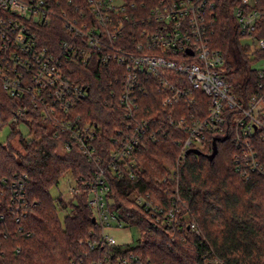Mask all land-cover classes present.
Returning a JSON list of instances; mask_svg holds the SVG:
<instances>
[{
  "label": "built area",
  "instance_id": "1",
  "mask_svg": "<svg viewBox=\"0 0 264 264\" xmlns=\"http://www.w3.org/2000/svg\"><path fill=\"white\" fill-rule=\"evenodd\" d=\"M260 3L240 0L231 14L240 38L264 51V35L253 36L263 13ZM214 8L213 0H0V87L17 100L11 117H0V129L8 125L20 132L19 126L29 129L36 117L54 137L65 138L66 151L73 146L96 165L87 200L107 250L91 264L141 263L133 254L112 258L118 245L104 229L122 222L107 207L109 189L95 147L101 128L78 112L89 88L74 67L98 62L109 70L113 89L117 87L111 96L115 94L123 120L108 152L112 168L136 167L137 152L166 136L178 148L177 168L188 153H201L213 138L228 136L235 150L234 170L244 179L264 177V70L256 72L258 83L251 93L246 86L237 90L228 83L223 55L211 44ZM44 27L60 29L64 37L53 47L42 45ZM154 88L164 116H146L147 110L140 115V98ZM176 175L173 169L172 179ZM129 176L136 178L132 171ZM23 179L0 176V264L14 234L34 235L22 224L28 210ZM74 181L70 198L81 193ZM135 200L157 225H169L175 218L174 208L165 212L149 194ZM87 245L94 249V244ZM19 252L18 247L13 250Z\"/></svg>",
  "mask_w": 264,
  "mask_h": 264
},
{
  "label": "trees",
  "instance_id": "2",
  "mask_svg": "<svg viewBox=\"0 0 264 264\" xmlns=\"http://www.w3.org/2000/svg\"><path fill=\"white\" fill-rule=\"evenodd\" d=\"M213 1L212 47L223 55L228 83L237 90L246 86L251 93L256 90L258 77L250 67L253 61L264 58V51L253 52V60L250 47L239 42L241 36L231 13L240 0ZM260 7L263 13L254 37L264 35V0ZM55 30L41 28L40 43L53 47L60 42L64 34ZM74 72L89 88L78 112L86 120L97 122L102 130L95 147L109 189L107 207L139 233L136 244L116 246L112 258L133 254L141 264H264V177L252 174L244 179L234 170L235 150L228 136L213 138L200 155L188 153L177 168L178 148L168 136L138 151L136 167L112 168L108 152L114 146V130L122 127L123 120L116 96H111L117 87L113 89L109 70L98 62L76 66ZM160 100L158 90H150L140 98V115L145 116L147 110L146 116L158 112L164 116ZM16 107L17 100L9 98L0 87L1 119L10 118ZM28 130L22 136L13 129L10 137L16 139V144L0 145V176L10 180L25 177L28 210L22 224L34 235L22 238L14 234L3 264H91L107 250L101 245L102 228L93 221L86 192L95 182L98 168L75 147L66 151L65 138L54 137L49 125L36 117H32ZM173 169H177V179H172ZM131 171L136 175L134 180L130 179ZM66 173L76 180L81 192L67 203L49 194ZM145 194L165 212L174 208L175 218L169 225H157L137 204L135 196ZM60 211L66 212L62 223ZM88 242L95 245L94 249L88 247ZM16 247L20 252L13 254Z\"/></svg>",
  "mask_w": 264,
  "mask_h": 264
},
{
  "label": "rangeland",
  "instance_id": "3",
  "mask_svg": "<svg viewBox=\"0 0 264 264\" xmlns=\"http://www.w3.org/2000/svg\"><path fill=\"white\" fill-rule=\"evenodd\" d=\"M239 42L242 46L250 47L249 55L250 58L254 60L255 57L251 54L257 51V49L254 48L252 41L248 38H240ZM259 59L253 61L250 67V69L255 73L258 70H264V60ZM12 130L13 128L8 125H5L0 129V145H6L7 143H11L13 145L16 144V139L10 137V133L12 132ZM18 130L20 131L19 133L22 134V136H26L29 133V130L24 125L19 126ZM101 132L102 130L99 132L97 139L101 136ZM74 184L75 181L71 177L70 173H66L59 179L57 185L50 188L49 194L54 200L62 199V201L65 202V199H72V197L70 198L69 196V191L70 188L74 186ZM65 216L66 212L64 211H60L58 213L60 223L63 222ZM186 221H188V219H186ZM104 234L112 237L115 244L118 246H132L136 244L139 238L137 228L128 225L124 221H122L121 227H117L116 225H112V227H106L104 229Z\"/></svg>",
  "mask_w": 264,
  "mask_h": 264
},
{
  "label": "water",
  "instance_id": "4",
  "mask_svg": "<svg viewBox=\"0 0 264 264\" xmlns=\"http://www.w3.org/2000/svg\"><path fill=\"white\" fill-rule=\"evenodd\" d=\"M196 155H200L201 153L199 151H193ZM216 153V149H214V154ZM94 221V219H93ZM208 264H215V263H208Z\"/></svg>",
  "mask_w": 264,
  "mask_h": 264
}]
</instances>
